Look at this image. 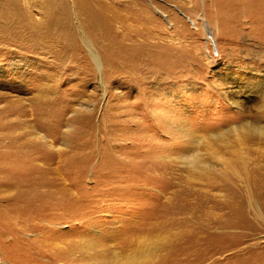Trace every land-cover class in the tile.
<instances>
[{
    "label": "rangeland",
    "instance_id": "1",
    "mask_svg": "<svg viewBox=\"0 0 264 264\" xmlns=\"http://www.w3.org/2000/svg\"><path fill=\"white\" fill-rule=\"evenodd\" d=\"M53 1L0 0V264H264V0Z\"/></svg>",
    "mask_w": 264,
    "mask_h": 264
},
{
    "label": "bare ground",
    "instance_id": "2",
    "mask_svg": "<svg viewBox=\"0 0 264 264\" xmlns=\"http://www.w3.org/2000/svg\"><path fill=\"white\" fill-rule=\"evenodd\" d=\"M88 1L91 2V6L93 7L90 10L86 9V3H87L86 0H71V2L73 3V7H75L76 9H78V13L80 14L81 17L82 16H86V15L87 16L88 15H90V16H93L94 15L96 17L97 16L100 17V15H101L102 12L99 11V8H98L99 7V2H98L99 0H88ZM55 2L53 1L52 3L55 4L57 7L62 8V10H61L62 14L63 13H66V15H67V10H66V7H65L66 5L65 6L62 5L61 2L60 3H58V2L55 3ZM128 4H130V3H128ZM91 6H90V8H91ZM46 7H48V9H50V8L53 9L51 3H46V5H45L44 8L47 9ZM106 13L107 12L105 10V14ZM68 19L69 18H64L63 17V20L62 21H58L57 20L58 22H55V20L52 19L51 16H49V15L46 14L45 15V19H43L44 20V23H45L44 28L43 29H40L38 31L36 37H32V39L29 40V41H32L33 42V45L32 46L33 47L34 46L35 47H39L40 46V47H44V48L45 47H48L49 48V47H51L54 44H59V45L62 44L63 45L65 43H68L69 40L66 39V38H64L65 37V31H63L61 29V26L64 25L65 28H66V26L68 24H70V20H68ZM61 24H63V25H61ZM60 29H61V31H60ZM46 44H49V46H45ZM251 132L256 133V134H260V135L264 136V129H262L260 127V125H257L256 128H251V129H247L246 131H242L241 133L249 134ZM192 166H193L194 170L197 171L198 173H208V172L211 171V168L207 164L203 163V161H201V159H199V158H195L193 160Z\"/></svg>",
    "mask_w": 264,
    "mask_h": 264
}]
</instances>
